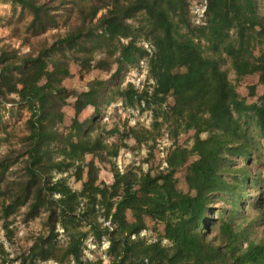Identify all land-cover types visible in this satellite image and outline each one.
I'll list each match as a JSON object with an SVG mask.
<instances>
[{"label": "trees", "instance_id": "trees-1", "mask_svg": "<svg viewBox=\"0 0 264 264\" xmlns=\"http://www.w3.org/2000/svg\"><path fill=\"white\" fill-rule=\"evenodd\" d=\"M5 1L29 12L26 30L32 35L58 28L57 13L66 8L76 15L75 22L47 45L34 49L28 44L29 51L22 54L8 44L0 47V96L15 97L6 102L29 111L24 149L0 158L2 181L23 157L21 174L0 191L1 218L6 221L21 208L24 222L46 213V234L35 238L19 264L37 259L101 264L83 261L87 233L77 230L81 225L89 228L95 243L109 242L106 253L116 264H264V178L251 167L261 156L256 142L264 140V92L256 103L247 104L221 68L226 57L236 78L257 74L264 88V17L259 1L206 0L205 19L199 25L189 20L187 0ZM139 14L144 20L134 28L128 20ZM140 39L154 46L148 57L154 86L138 92L118 81L127 67L148 56L137 44ZM102 50L104 57L96 61L93 51ZM65 52L71 53L81 74L90 69L109 72L112 65L115 70L107 79H91L83 92H70L62 84L70 76L68 61L62 60ZM56 53L62 58H54ZM181 68L186 71H177ZM109 91L125 106L143 104L150 109V128H129L120 144H105L100 133L92 136L88 128L109 103ZM253 92L250 87L249 94ZM68 98L73 99L75 116L65 133L59 126ZM89 105L90 121L80 122L79 114ZM163 124L169 126L172 140L166 167L120 173L111 158L120 147L127 148L124 139L153 150ZM115 133L117 128L108 131ZM188 133L189 140L179 143L178 137ZM95 161L109 165L111 184L99 181ZM182 168L184 190L175 178ZM69 178L81 182L79 190L72 189ZM244 204L254 215L234 225L231 218L242 215ZM147 222L157 233L156 225H163L157 238L131 239L147 229ZM57 226L67 237L64 247L54 242ZM5 232L10 238L7 223Z\"/></svg>", "mask_w": 264, "mask_h": 264}, {"label": "rangeland", "instance_id": "rangeland-1", "mask_svg": "<svg viewBox=\"0 0 264 264\" xmlns=\"http://www.w3.org/2000/svg\"><path fill=\"white\" fill-rule=\"evenodd\" d=\"M259 1V12L264 17V0H258ZM203 2V0H187V15L189 17L190 22L193 25L195 24V20L193 19L194 16L192 14V7L194 5H199ZM68 7V6H67ZM100 13L97 15L99 16ZM70 18L69 21H66V18ZM76 15L71 13L69 8H66L60 12L57 13V20H58V28L51 29L46 32H44L41 35H32L29 33L26 28L29 24V21L31 20V16L27 10H22L16 5H11L9 2L5 0H0V47L3 45H9L14 49H17L19 51V54L26 53L29 51V45L32 46L34 49L38 48L41 44H49L53 41V39L56 37V34H63L66 30L67 24H73L75 22ZM144 16L142 14L137 15L135 18H132L128 20V23L132 27H137L141 22H143ZM142 40L140 39L137 41V44L139 46L142 45ZM127 40L123 39L122 42L125 43ZM146 40H143L145 42ZM29 44V45H28ZM258 53V49L255 52ZM105 52L102 51H93L92 56L95 58V60H99L100 58H103ZM71 53L65 52L64 57L62 60H65V62L68 61V70L70 73V76L65 78L62 82L63 86L69 90L70 92H83L85 90V87H87L88 82L96 78L95 74L96 72H93V70L96 69H90L88 72H85L83 74L80 73V66L75 63L71 59ZM115 56H117V52H115ZM54 58L60 59L62 58L61 54L56 53L53 55ZM112 61V58H109ZM224 62L221 63V68L227 72L228 79L234 84L236 91L238 92L240 98L244 100L247 104L256 103L258 101V98L261 96V92H264L263 89L257 88L255 89V85H252V75H246L241 78H236L233 71L229 67V61L225 57ZM115 70V65L111 66V70L107 73V78H109L110 74L113 73ZM128 70V69H126ZM126 70L123 72V74L120 77V83L121 87H124V75L126 74ZM179 72H185L186 68L178 69ZM82 75V76H81ZM98 78V77H97ZM104 79V77H102ZM253 87L254 92L253 95L249 94V88ZM15 97H7L6 99L0 96V158L4 156H8L10 154H13V156H16V151H20L24 148L23 142L24 137L27 135V129L25 126V121L29 117V111L27 108H25L23 105H20L18 103H7V99H11ZM107 99L109 100V103L107 105L103 104V109L99 115V117L95 120L93 124L90 125L88 128L89 130H93L92 136H95L96 134L100 133L101 137L103 138V141L107 145H111L113 143L120 144L121 140L120 136L123 134V132H126V128L124 127L125 124H127L129 118L131 117L130 111L128 109L135 108V107H129L125 106L119 96L116 93L108 92ZM16 100V99H15ZM66 105L63 107V122L59 126L60 131H63L67 133L65 130L66 128L70 127L71 122L74 118V110H73V99L68 98L66 101ZM120 103V105L117 106V104ZM172 104V97L171 95L168 96L166 105L170 106ZM140 108V114H139V120H137L136 125H141L145 128H150L151 123L153 121L152 118V112L150 109H147L145 106H136ZM149 113H151L150 120H148ZM91 112L90 109L87 108L84 111L81 112L80 116H78V120L80 122H83L85 120L90 121ZM160 121V118L158 119ZM117 128L118 133H115L114 135L108 134V131ZM191 133L188 134H181L178 137V142L182 143L185 140H189V136ZM254 134V133H252ZM255 135V134H254ZM128 137L124 139V143L127 148L120 147L121 149H130L131 151H137V154L135 157L138 158V160L141 162L142 160H146L149 163V168H156L159 166L160 163V157L157 155L159 152V147H163V150L168 151V149L171 146L172 140L169 133V126L167 124H163L160 127V130L157 132L156 135V145L154 146L153 150L149 149L148 146L140 145L139 147H136V144L132 142H127ZM256 145L259 147V151H261V156L259 159L254 160L251 162V167L254 172H257L260 174V177L264 178V140H258L256 142ZM150 146V145H149ZM145 151L142 153L141 151ZM149 150H151V153H149ZM14 152V153H13ZM119 152V151H118ZM118 156V154H117ZM117 156L115 158H111V161L116 166ZM91 159L90 156H86V160ZM17 162L15 165H12L9 170L4 174L3 180L0 181V191L6 189L7 182H12L15 178H17L21 174V168H22V160L23 157H18ZM121 164L126 165L127 167H124L123 171L126 172L129 169H135V167H129L130 165H127V158L121 156L120 158ZM96 165L99 168V181H103L106 184H108V180L110 178L112 182V175H108L107 173L110 169L109 165L104 163H99L98 161H95ZM236 164L238 166L243 165V161L240 159H236ZM116 169L118 170L117 166ZM140 169V168H139ZM184 174H185V168H182L175 174V178L177 181V186L180 189H185V183H184ZM84 178H85V171H84ZM68 182L72 189L79 190L81 187V182L75 181L73 178H69ZM264 185V182H262ZM2 198L3 196H0V264H19L20 259L19 257L26 256L28 253V249L31 247L33 241L35 238H37L39 235H45L46 234V228L43 226L46 213L44 211H41L35 218L24 222L23 221V213L24 208L19 209L15 214L11 215L6 221H4L1 218V204H2ZM230 206L227 204V209H229ZM253 211L251 210L250 206L248 204H244V210L242 212V215H234L231 218V222L234 225L241 224L244 222V220H250L253 216ZM130 219V217L128 216ZM226 218H229L226 216ZM98 221L103 225L106 226V222L103 221L102 216L98 217ZM5 223L8 224V228L11 230L12 234L10 238L7 237L5 232ZM147 229L145 230L146 236L143 237L146 241H154L157 238V234L161 231L159 230V227L156 226L158 229V233L153 229V224L151 222H147ZM79 232H86L87 235L85 238L89 235V228L87 226L81 225V227H78L77 229ZM55 233L57 234L55 238V244L58 247H64L67 242V237L65 233L62 231L61 228L58 226L56 227ZM85 240V239H84ZM103 243L108 244L109 242L106 239H103L100 244H97L94 251H92L91 255V261H101V264H116L115 262H109L110 259L107 256V249L103 247ZM18 257V259H16ZM2 258L5 259V261H2ZM87 258V257H86ZM29 261H26V264H29ZM33 264H59L54 259H49L45 261L41 260H35L33 261ZM63 264H72L71 259H68L64 261Z\"/></svg>", "mask_w": 264, "mask_h": 264}, {"label": "built area", "instance_id": "built-area-1", "mask_svg": "<svg viewBox=\"0 0 264 264\" xmlns=\"http://www.w3.org/2000/svg\"><path fill=\"white\" fill-rule=\"evenodd\" d=\"M205 10H206V0H203V2L199 4L198 6L194 5L192 7V14L194 16L193 19L195 20L196 25L203 24L204 19H205L204 18ZM142 45H143L142 46L143 49L146 51L148 56H145L137 60L134 64L127 67L128 70H126V74L124 75V84L125 85L131 84L138 92H141L147 86L150 91L152 90V87L154 86V82L149 75V68H148V57H150L153 54L154 46L151 44V42L149 41L143 42V40H142ZM118 105H120V103H118L117 106ZM141 107H143V104H141ZM128 110L130 111L131 117L129 118L127 125L125 127L126 131L129 128L136 126V123H137V120H139V114H140L139 107L135 106V108H131ZM150 117H151V113H149L148 120H150ZM159 149L160 150L157 153V155L160 157V163H159L158 168L160 170H163L166 167V163H165L166 151L163 150V147H159ZM141 152L144 153L145 151L143 150ZM136 154H137V151H131L130 149L119 150L118 156L116 158L117 159L116 166L120 173H123L124 172L123 168L127 167L125 164L124 165L121 164V161H120L121 156L127 158V162H128L127 165H130L129 167L140 168L142 172H147L149 170L148 161L142 160L140 162L138 158L135 157ZM146 235L147 234L145 230H143L138 234V236L132 235L130 238L131 239H136V238L143 239V237ZM162 243L166 245L167 241L162 240ZM96 246H97V243L94 242L93 237L89 234L88 237L85 238L83 242V247H82V256H83L84 262L91 261V258H92L91 253L92 251H94ZM103 247L107 249L108 244L103 243ZM72 264H73V261H72Z\"/></svg>", "mask_w": 264, "mask_h": 264}, {"label": "crops", "instance_id": "crops-1", "mask_svg": "<svg viewBox=\"0 0 264 264\" xmlns=\"http://www.w3.org/2000/svg\"><path fill=\"white\" fill-rule=\"evenodd\" d=\"M93 72H96V74H95V77H98V78H102V77H104V79L107 77V73L106 72H103V71H101V70H93ZM234 73V72H233ZM235 75V74H234ZM252 85H255V89H257V88H260L261 87V89H263L264 90V88L261 86V85H259L258 84V75L257 74H253V76H252ZM85 90H86V87H85ZM84 90V91H85ZM263 92H261V94H262ZM87 108H89L90 109V112H91V114H90V116H89V118H91V115H92V113H93V107L92 106H86L82 111H84L85 109H87ZM74 110V109H73ZM81 111V112H82ZM81 114V113H80ZM80 114H79V116H80ZM74 115H75V112H74ZM127 142H132L133 144L135 143L134 142V140L132 139V138H128V141ZM108 175L110 174V175H112L111 173H107ZM113 179V178H112ZM113 181V180H112ZM108 184H111L112 182H111V180H110V178H109V180H108V182H107ZM157 227H159V230L162 232V230H163V225L162 224H157L156 225Z\"/></svg>", "mask_w": 264, "mask_h": 264}, {"label": "clouds", "instance_id": "clouds-1", "mask_svg": "<svg viewBox=\"0 0 264 264\" xmlns=\"http://www.w3.org/2000/svg\"><path fill=\"white\" fill-rule=\"evenodd\" d=\"M134 240V239H133ZM83 258V257H82ZM84 261V260H83Z\"/></svg>", "mask_w": 264, "mask_h": 264}]
</instances>
